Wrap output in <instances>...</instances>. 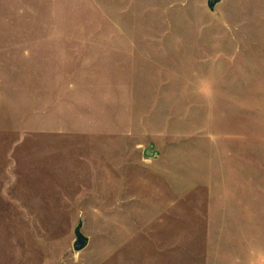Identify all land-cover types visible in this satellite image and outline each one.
I'll return each mask as SVG.
<instances>
[{
	"label": "rangeland",
	"instance_id": "374dc122",
	"mask_svg": "<svg viewBox=\"0 0 264 264\" xmlns=\"http://www.w3.org/2000/svg\"><path fill=\"white\" fill-rule=\"evenodd\" d=\"M0 264H264V0H0Z\"/></svg>",
	"mask_w": 264,
	"mask_h": 264
},
{
	"label": "water",
	"instance_id": "95a60500",
	"mask_svg": "<svg viewBox=\"0 0 264 264\" xmlns=\"http://www.w3.org/2000/svg\"><path fill=\"white\" fill-rule=\"evenodd\" d=\"M219 1L220 0H206L207 7L209 9H212L214 5L217 4ZM146 154L147 155L149 154L148 150L146 151ZM79 229H80V225H77L74 229L75 240L72 243V248L74 251L81 250L87 244V238L80 233Z\"/></svg>",
	"mask_w": 264,
	"mask_h": 264
}]
</instances>
